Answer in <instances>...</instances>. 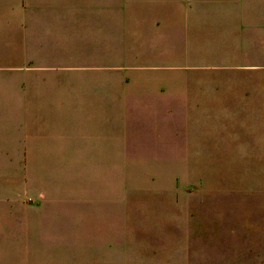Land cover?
<instances>
[{
  "label": "crops",
  "instance_id": "obj_1",
  "mask_svg": "<svg viewBox=\"0 0 264 264\" xmlns=\"http://www.w3.org/2000/svg\"><path fill=\"white\" fill-rule=\"evenodd\" d=\"M203 2L0 0V35L12 33L13 14L16 5H20L23 36L27 41L33 36H42L39 58L44 63L35 64L29 59L28 68L23 71L24 83L33 79L32 72L36 68L51 67L45 61L58 49L56 43L53 45L47 37L63 32L59 30L60 24L71 27L69 33H72L79 24L85 27L90 18L96 21L97 28L84 29L85 33L92 34L76 35L88 37L85 46L78 45V50L76 46L69 47L65 53L73 55L72 49L74 56L88 60L84 64L62 68L90 73L92 82H101L102 86L101 93L90 95L99 100L98 104H91V110L95 111L91 117L96 119L95 122L88 125L87 133H75L77 139L85 140L91 146L88 157H61L57 147L54 151L58 157L41 156L47 149L36 151L34 148L44 135L30 110L26 111L27 129L23 128L19 157L14 156L9 129L2 130L0 264H248L252 259L254 238L264 237V219L255 214L247 199L241 197L238 200L243 203L234 204L231 198L226 199L222 194L216 196L214 191L202 188L199 192L214 194V199H206L209 203H205V199L204 203H191L188 190L174 183V180L189 179V173L166 170L159 173L161 177L156 178L159 181L156 186L147 189L149 195L156 197L153 202H126V164L174 163V149H189L195 146L196 138L189 127L175 126L180 121L175 117L190 114L191 97L189 92L183 91V77L180 78L179 73L177 77L174 75L173 39L167 46L161 41H145L144 47L135 48L136 39L128 35L178 36L189 40L194 35L223 33L219 28L207 27L199 19L192 21L191 15L198 10L193 6ZM111 10L123 19L134 16L133 13L141 14L133 17L126 30H110ZM148 13L152 16L150 19ZM52 18L54 22L50 21ZM248 34L264 32L260 28H251ZM181 47L188 52V41L187 46L182 44ZM155 51L160 53L153 55L151 52ZM111 57L118 59L116 64H110ZM112 66L121 68L111 75L109 67ZM111 82L124 86L115 97L130 115L126 132L122 134V144L128 146V150L125 149L124 157L113 159L104 155V146L109 140L104 117L109 106V93L107 90L105 94L104 88H108ZM72 112L71 107L68 113ZM99 113L101 122L97 120ZM185 158L189 163V155L185 154ZM108 161L111 162L105 163ZM63 162L71 164L69 168L73 172L75 188L60 190L61 199L40 191L35 197L37 209L22 210L21 218H13V184L10 183L13 174H10L9 166L15 163L26 165L22 167L23 183L29 185L32 195L40 165L50 164L56 168ZM94 163H97L96 167ZM46 186L51 187V183L40 187L47 189ZM144 190L139 189V194H146L147 190ZM59 203L64 206H58ZM33 214L38 219H31ZM263 244L264 241L259 251Z\"/></svg>",
  "mask_w": 264,
  "mask_h": 264
},
{
  "label": "rangeland",
  "instance_id": "obj_2",
  "mask_svg": "<svg viewBox=\"0 0 264 264\" xmlns=\"http://www.w3.org/2000/svg\"><path fill=\"white\" fill-rule=\"evenodd\" d=\"M215 1L219 0H204L201 5H194L198 10L194 11L191 19H199L207 27L219 28L223 32L221 34L194 35L189 40L178 36L128 35L136 39L135 48L144 47L145 41H161L162 45L167 46L173 39L174 50L170 52L174 75L177 77L179 73V77H183V91L189 92L191 97L190 114L175 117L176 121L180 120L175 126L183 129L189 127L196 138L194 143L192 141L195 146L174 149V163L126 164V202H153L156 197L149 195L147 189L156 186L160 172L173 170L180 174L189 173V179L174 180V183L188 190L191 203H209L206 199H214L215 194L231 198L232 203L239 204L242 201L238 199L242 197L254 207L255 214L262 215L264 219V34H248L251 28H260L264 32V0H238L242 3ZM21 10L20 5H16L12 33L0 35V139L2 130L7 127L14 156L19 157L21 138L27 129L26 111L30 110L44 135L34 148L36 151L47 149L41 156L58 157L54 151L57 147L61 157H88L91 146L85 140L77 139L75 133H87L88 125L95 122L96 119L92 118L95 111L91 110V104L96 105L99 100L92 99L90 95L101 93V82L93 83L90 73L79 71L81 69L62 67L84 64L88 60L74 56L72 49L73 55L67 56L65 53L69 47L76 46L78 50V45L85 46L86 35L92 33H85L84 29L97 28L96 21L84 14L88 23L85 27L77 24L79 28H74L77 30L72 33H69L71 27L60 24L62 27L59 30L63 32L47 37L53 45L56 43L55 48L58 49L45 61L51 67L36 68L32 72L33 79L24 83L22 77L23 71L28 68L27 61L31 59L35 64L44 62L39 58V39L42 36L26 40ZM148 14L150 19L152 16ZM134 16L123 19L111 10L110 30H126ZM50 21L55 20L52 18ZM187 41L188 52L181 47L182 44L187 46ZM151 53L155 55L160 52ZM117 61V58L111 57L110 64L114 65ZM119 68L109 67L110 74H116ZM107 90L109 106L104 117L109 128V140L104 146V155L113 159L124 157L125 149L128 150V146L122 144V134L126 132L125 125L130 115L115 97L124 90V86L111 82L108 88H104L105 94ZM71 107L74 112L68 113ZM100 117L99 113V122ZM185 154L189 155V163ZM70 165L66 162L56 165V168L50 164L40 165L39 177H35L36 182L31 189L32 195L29 185L23 183L22 167L26 165H10L13 179L9 180L10 175L8 180L13 184V218H21L22 210H36V198L40 191L61 199L58 194L60 190L75 188ZM50 183L51 187L46 186L47 189L40 187ZM202 188L215 193L204 195L199 192ZM139 189L147 190L146 194H139ZM58 206L64 205L59 203ZM36 216L31 215V219H38ZM262 239L264 241V237L254 238L253 257L248 264H264V244L263 252L258 253L261 252Z\"/></svg>",
  "mask_w": 264,
  "mask_h": 264
}]
</instances>
